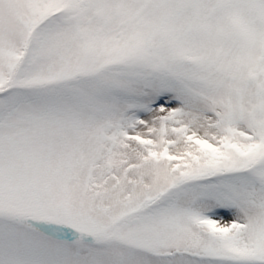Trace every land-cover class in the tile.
I'll list each match as a JSON object with an SVG mask.
<instances>
[{
  "label": "snow or ice",
  "instance_id": "1",
  "mask_svg": "<svg viewBox=\"0 0 264 264\" xmlns=\"http://www.w3.org/2000/svg\"><path fill=\"white\" fill-rule=\"evenodd\" d=\"M0 264H264V0H0Z\"/></svg>",
  "mask_w": 264,
  "mask_h": 264
}]
</instances>
